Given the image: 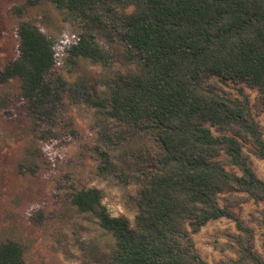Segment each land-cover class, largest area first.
<instances>
[{"label":"trees","instance_id":"obj_1","mask_svg":"<svg viewBox=\"0 0 264 264\" xmlns=\"http://www.w3.org/2000/svg\"><path fill=\"white\" fill-rule=\"evenodd\" d=\"M79 33L64 46L69 61L86 58L104 68L120 62L104 92L84 100L95 110L97 172L137 185L132 223L111 216L102 191L81 188L71 203L110 236L102 264H209L193 234L226 217L234 257L221 264H264L253 229L231 208L264 202V179L250 153L264 160V0H51ZM117 52L101 47L104 29ZM16 56L0 69V83L20 81L32 119L59 98L46 75L57 53L37 24L15 28ZM85 88V87H84ZM246 88L259 95L256 111ZM212 128L217 129L213 133ZM110 150L122 151L115 160ZM264 228V214L256 219ZM264 244V242H263ZM0 264H25L21 243L0 241Z\"/></svg>","mask_w":264,"mask_h":264},{"label":"rangeland","instance_id":"obj_2","mask_svg":"<svg viewBox=\"0 0 264 264\" xmlns=\"http://www.w3.org/2000/svg\"><path fill=\"white\" fill-rule=\"evenodd\" d=\"M21 21L37 24L51 37L57 60L46 78L60 99L55 98V107L46 114H34L32 119L19 95L20 81L0 83V241L21 243L25 264H102L110 236L74 207L71 195L81 188H99L111 216L133 221L137 185L98 174L96 147H107L99 139L95 110L83 96L84 89L100 96L105 79L123 66L115 62L104 68L86 58L69 61L63 49L78 35V23L67 19L51 0H0V69L17 54L15 28ZM97 39L105 50L118 51L108 28ZM245 90L255 112L259 95L254 89ZM256 118L264 126V112ZM110 151L115 160L122 154ZM250 163L264 179V160L250 153ZM231 211L253 229V248L264 257V228L256 222L264 214V202L248 201ZM228 233H236L235 224L221 217L193 234L209 264L235 256L233 248L222 249L232 244Z\"/></svg>","mask_w":264,"mask_h":264}]
</instances>
